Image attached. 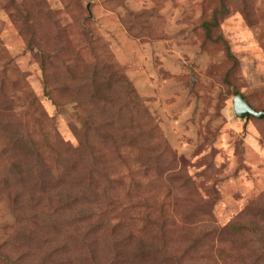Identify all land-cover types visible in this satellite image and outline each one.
Listing matches in <instances>:
<instances>
[{"label":"rangeland","instance_id":"obj_1","mask_svg":"<svg viewBox=\"0 0 264 264\" xmlns=\"http://www.w3.org/2000/svg\"><path fill=\"white\" fill-rule=\"evenodd\" d=\"M213 16L217 25L209 35L203 23H212ZM89 67L117 71L132 86L143 108L134 120L120 112L128 99L123 88L109 91L112 109L79 102ZM235 90L264 111V0H0V103L13 101L12 110L3 112L10 120L0 130V146L6 125H22L41 151L29 158L62 170L69 187L73 170L56 161L62 144L77 147L75 130L89 132L94 121L104 128L114 121L115 129L132 134L122 147L128 160L107 155L118 181L93 208L95 219L119 222V229H141L135 205L143 198L154 202L156 215L168 212L174 250L183 237L176 211L201 215L209 209L202 223L233 225L246 240L264 226V119L238 118ZM40 106L47 116L42 126ZM130 162L150 167L139 174V185L125 170ZM178 171L190 176L186 188L166 181ZM32 186L0 161V245L16 233L43 236L41 225L9 209L8 193H27ZM212 243L194 258H168L165 264H264L259 246L240 251Z\"/></svg>","mask_w":264,"mask_h":264},{"label":"trees","instance_id":"obj_2","mask_svg":"<svg viewBox=\"0 0 264 264\" xmlns=\"http://www.w3.org/2000/svg\"><path fill=\"white\" fill-rule=\"evenodd\" d=\"M212 20V23H203L209 35L211 29L217 25L216 16ZM227 53L230 54L229 48ZM41 64L47 74L45 65L43 62ZM88 70L91 75L88 84L85 83L86 89L84 82L81 83V92L86 95L79 100L80 103L84 101V104L94 107L112 109L114 100L109 91L117 87L126 89L128 97L126 107L120 112L134 120L135 113L139 114L143 110L139 96L134 94L132 86L117 71L100 67H89ZM234 94L240 95V92L235 90ZM12 104L11 100L0 103V130H5L3 123L10 120L7 117L9 115L3 112L12 110ZM39 111V124L42 126L47 116L41 106ZM113 124L114 121L104 128L103 124L94 121L93 129L89 132L74 131L79 143L77 147L68 143L62 144L63 150L56 161L65 165V168H72L69 187L63 183L67 179L62 170H52L44 161L34 162L29 158L41 151L36 148L32 137L22 125H6L8 135L5 134L6 142L0 146V161L5 162L6 171L20 178L21 183L30 179L36 186H32L27 193L23 190H16L14 194L8 193L10 212L15 217L23 214L24 218H30L29 221L36 227L41 225L44 234L39 236L16 233L12 240L0 245V264H165L168 258L174 257L177 260L188 255L194 258L205 244L212 245L215 239L220 243H230L240 251L248 245L251 248L259 246L264 250L261 237L264 234L263 223L259 224L261 229L253 230L255 234L246 240L237 233L233 225L218 228L214 224L202 223V219L208 213L210 215L207 207L208 211L201 215L196 210L182 213L176 211L183 233L176 250L173 248L177 243H173L168 234V229L172 226L168 212L161 209L156 215L155 204L153 201L149 203L148 198H143L141 204L135 205L139 209L135 225L141 228L136 232L127 228L119 229V222H101L95 219L93 207L99 195L104 197L108 189L118 181L111 177V171L107 168V155H112L113 161L118 158L122 161L128 160V153H123L122 147L128 143L132 134L115 129ZM166 153L170 158H175L173 152L166 150ZM18 156H22L20 161ZM145 158L150 160L151 165L154 164L153 155L147 154ZM75 160L81 164H72ZM147 163L144 162L136 168L133 162L124 166L129 171L132 184H140L139 174L143 176L150 170ZM155 164V168L159 169V162ZM75 168L77 172H74ZM166 181L179 183L182 188H186L191 180L184 171H178L171 172ZM261 213L264 211L261 210ZM180 249L184 251L182 255Z\"/></svg>","mask_w":264,"mask_h":264},{"label":"water","instance_id":"obj_3","mask_svg":"<svg viewBox=\"0 0 264 264\" xmlns=\"http://www.w3.org/2000/svg\"><path fill=\"white\" fill-rule=\"evenodd\" d=\"M234 110L236 116L240 119H245L249 121L251 117L263 120L264 119V111H257L253 108L250 103L246 100L244 95H237L234 98Z\"/></svg>","mask_w":264,"mask_h":264}]
</instances>
